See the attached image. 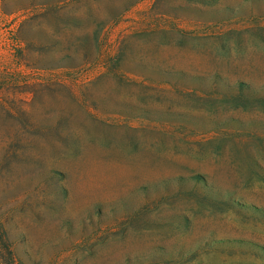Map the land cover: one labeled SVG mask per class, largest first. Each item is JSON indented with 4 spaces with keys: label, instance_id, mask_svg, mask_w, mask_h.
<instances>
[{
    "label": "rangeland",
    "instance_id": "rangeland-1",
    "mask_svg": "<svg viewBox=\"0 0 264 264\" xmlns=\"http://www.w3.org/2000/svg\"><path fill=\"white\" fill-rule=\"evenodd\" d=\"M0 264H264V0H0Z\"/></svg>",
    "mask_w": 264,
    "mask_h": 264
}]
</instances>
